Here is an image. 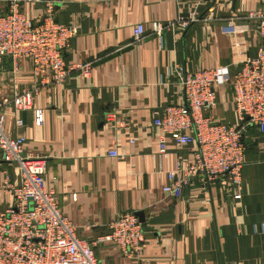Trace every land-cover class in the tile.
Wrapping results in <instances>:
<instances>
[{
    "label": "crops",
    "instance_id": "obj_1",
    "mask_svg": "<svg viewBox=\"0 0 264 264\" xmlns=\"http://www.w3.org/2000/svg\"><path fill=\"white\" fill-rule=\"evenodd\" d=\"M11 0H0V14ZM20 2V11L37 21L48 3L52 19L72 25L77 34L63 59L67 66L89 65L87 77L72 72L62 86L41 84L30 62L15 69L8 57L0 63V98L15 90L38 87L33 112L4 107L5 130L23 136V155L43 159L45 187L56 192L62 214L77 236L93 243L108 233L123 213H135L144 242L139 252L123 256L110 243L93 246L98 264H264V133L246 128L240 166L241 198L233 199L228 178L213 182L194 177L174 199L162 192L166 172L178 161H191L194 146L167 139L168 155L157 156L159 129L153 112L182 103L173 73L226 67L233 75L255 58L264 39L259 20L264 0H42ZM196 12L199 21L187 29L152 32L154 23H168ZM137 25L144 35L133 36ZM209 115L235 125V108L226 85L215 87ZM23 114H25L23 116ZM113 115L107 119V115ZM22 121V126L16 120ZM115 149L118 157L110 158ZM17 170L0 155V213L14 204L1 185L18 183ZM74 196V199H73Z\"/></svg>",
    "mask_w": 264,
    "mask_h": 264
},
{
    "label": "built area",
    "instance_id": "obj_2",
    "mask_svg": "<svg viewBox=\"0 0 264 264\" xmlns=\"http://www.w3.org/2000/svg\"><path fill=\"white\" fill-rule=\"evenodd\" d=\"M41 1L23 0L30 4ZM52 10L53 5L48 3L44 15L35 21L20 11L18 0L9 1L8 11L0 14V63L8 57L16 72L19 61L26 60L41 84L62 86L74 71L80 70L87 77L90 66L65 64L64 51L77 34V28L54 22ZM250 16L259 20L258 32L264 39V10ZM199 19L193 12L165 24L154 23L152 32L160 36L165 29H187ZM143 35V26L137 25L133 30L134 39L139 41ZM173 73L182 103L153 112V125L160 131L157 156L160 160L167 157L168 138L176 145H192L194 149L191 161H178L173 170L165 173L167 184L162 192L177 199L194 177L213 182L226 176L233 199L239 200L240 166L245 150L243 132L254 127L264 133V47L258 49L255 58L243 61L233 75L226 67L187 72L179 64L173 67ZM218 85L230 88L235 125L223 123L207 113L215 107ZM37 91L36 86L15 90L12 95L0 98V155L4 163L13 165L18 172L17 184L10 185L6 177L1 185L4 194L14 197V204L0 213V264H98L93 246L104 243L115 245L125 257L136 255L144 236L135 213L119 215L109 225L108 233L93 243L80 239L62 214L56 192L45 187L44 160L25 157V138L5 130L4 107H12L17 112L32 111L35 125L42 124V111L32 109V98ZM16 124L22 126V121L17 119ZM108 156L116 158L118 153L112 149ZM259 228L264 232V223Z\"/></svg>",
    "mask_w": 264,
    "mask_h": 264
},
{
    "label": "water",
    "instance_id": "obj_3",
    "mask_svg": "<svg viewBox=\"0 0 264 264\" xmlns=\"http://www.w3.org/2000/svg\"><path fill=\"white\" fill-rule=\"evenodd\" d=\"M25 114H23V116H24Z\"/></svg>",
    "mask_w": 264,
    "mask_h": 264
}]
</instances>
